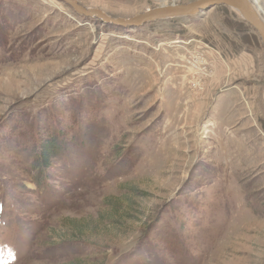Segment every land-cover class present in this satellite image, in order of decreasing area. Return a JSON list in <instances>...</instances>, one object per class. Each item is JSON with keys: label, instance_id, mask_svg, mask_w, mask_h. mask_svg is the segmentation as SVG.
Masks as SVG:
<instances>
[{"label": "rangeland", "instance_id": "rangeland-1", "mask_svg": "<svg viewBox=\"0 0 264 264\" xmlns=\"http://www.w3.org/2000/svg\"><path fill=\"white\" fill-rule=\"evenodd\" d=\"M78 1L123 18L172 2ZM263 92L236 11L121 27L0 0V264H264Z\"/></svg>", "mask_w": 264, "mask_h": 264}, {"label": "water", "instance_id": "water-1", "mask_svg": "<svg viewBox=\"0 0 264 264\" xmlns=\"http://www.w3.org/2000/svg\"><path fill=\"white\" fill-rule=\"evenodd\" d=\"M59 1L68 5L80 16L96 18L104 23L121 27L139 26L146 22L168 18L193 16L207 11L212 7L224 5L236 11L239 16L256 31L262 43L264 53V18L261 17L260 9L254 0H192L183 3H176L173 0L169 4L161 3L159 6L148 8L142 13L127 18L113 17L101 9L86 7L80 4L78 0Z\"/></svg>", "mask_w": 264, "mask_h": 264}, {"label": "crops", "instance_id": "crops-1", "mask_svg": "<svg viewBox=\"0 0 264 264\" xmlns=\"http://www.w3.org/2000/svg\"><path fill=\"white\" fill-rule=\"evenodd\" d=\"M173 1V0H172ZM192 1V0H190ZM161 4V3H160ZM159 5V3H158ZM218 8H226V9H230L231 11H234L233 9L227 7V6H224V5H220V6H215V7H212L210 9H208L207 11H204L205 14H211L212 12L216 11ZM204 12H201V13H204ZM235 12V11H234ZM200 14V13H199ZM247 31V30H246ZM249 31H247L246 33L248 34ZM246 33L243 31L241 32V34H245ZM248 36V35H246ZM241 38V37H239ZM234 45V44H233ZM252 46H254V41L253 39H250V41H245V38H244V42L241 41L240 43H235V49H236V52H231L232 54H234L235 56H238V57H242V60L245 59L244 56H248L249 55V51L253 48ZM213 49H211L209 46H208V50H206V54L207 56H211L212 54V51ZM248 59V57H247ZM240 62V61H239ZM233 88L237 87V85H233L232 86ZM231 87L228 86L227 90H225V92H221L214 100H213V107L211 109V112L214 114V117L216 118V120H218V115H219V110L216 109L215 105H218L220 102V100H224L223 96L226 95L229 90H230ZM229 93H232V91H230ZM264 93V92H263ZM263 97V95H262Z\"/></svg>", "mask_w": 264, "mask_h": 264}, {"label": "trees", "instance_id": "trees-1", "mask_svg": "<svg viewBox=\"0 0 264 264\" xmlns=\"http://www.w3.org/2000/svg\"><path fill=\"white\" fill-rule=\"evenodd\" d=\"M55 143L54 138L45 140V144L40 146V151H38V157H36V165L40 166V170L44 171L52 165V157L55 155Z\"/></svg>", "mask_w": 264, "mask_h": 264}, {"label": "bare ground", "instance_id": "bare-ground-1", "mask_svg": "<svg viewBox=\"0 0 264 264\" xmlns=\"http://www.w3.org/2000/svg\"><path fill=\"white\" fill-rule=\"evenodd\" d=\"M259 11V10H258ZM199 14V13H198ZM261 16V15H260ZM262 17V16H261Z\"/></svg>", "mask_w": 264, "mask_h": 264}]
</instances>
